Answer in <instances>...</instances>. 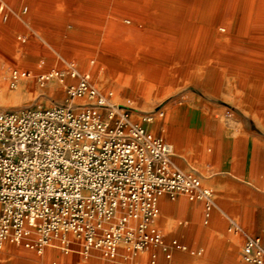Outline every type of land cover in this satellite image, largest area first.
<instances>
[{"label":"built area","instance_id":"2783aa9c","mask_svg":"<svg viewBox=\"0 0 264 264\" xmlns=\"http://www.w3.org/2000/svg\"><path fill=\"white\" fill-rule=\"evenodd\" d=\"M69 73L79 78L69 97L89 100L81 108L0 111V248L78 249L85 257L98 250L116 259L122 250L132 257L159 247L170 257L155 223L160 197L184 194L210 209L212 192L173 163L171 145L149 128L155 114L139 122L90 71L71 63ZM55 75L63 80L65 72ZM243 258L264 264L262 237L247 239ZM144 264H157V254Z\"/></svg>","mask_w":264,"mask_h":264},{"label":"rangeland","instance_id":"374dc122","mask_svg":"<svg viewBox=\"0 0 264 264\" xmlns=\"http://www.w3.org/2000/svg\"><path fill=\"white\" fill-rule=\"evenodd\" d=\"M3 5L4 9H0V23L6 26L12 25L14 28L20 29L12 35L13 39L20 46L12 48L9 53L7 52L6 63L2 65L7 66V64H10L12 66L15 64L12 68L9 67L7 69V73L11 76L12 74L14 75V70H17L19 74L22 71L29 74L31 71L35 78L29 82L28 87L24 88L23 96L19 101H0V111L23 110L31 107H49L55 105H72L76 108H81L89 101L88 98L71 99L67 92V86L79 80V78L71 77L69 73L70 64L74 63L80 72L90 71L93 74L94 81L103 92L108 93L112 91L113 102L131 107L133 111L132 116L135 120L145 123L143 122L144 116L157 114L155 112H163L162 116L157 115L152 123L149 124L150 129L156 134L158 133L159 122L167 115L170 105L181 102L183 104H199L206 111H209L211 107L212 115L217 116V118H221L228 113L230 114L228 115L230 116L229 118L233 121H237L240 116L244 120L247 117L246 120L249 118L253 123L249 122L250 126L254 127L258 134L264 135V125L256 121V112L247 109L250 107L246 101H240L241 99H247L248 91L239 87L238 80H230V83L235 84L234 89L227 90L224 88L218 93L214 91L217 82L215 77H211L207 81H204L203 78L197 81L193 75V72H196V67H190L186 63L180 65V71L177 72L178 78L171 77V66H173L171 65V34L162 27H149L142 23H137L134 26L135 30L140 34H149L151 40L148 43L140 45L135 59L106 57L104 50L107 47H105L104 39L107 29L104 24L117 17L115 13L111 12L109 0H86L87 8L83 11L58 10L57 12L49 13L34 12L24 7L15 10L10 9L11 7L7 4ZM79 17L83 20L85 28L80 27L79 22H77L76 19ZM126 19L130 20V16H125L122 18V21L127 25H131L132 23ZM98 23L101 27L93 29L92 26H97ZM7 40L6 34L0 32V46L6 51L13 46V42ZM76 43L81 45L83 52L86 53L85 60L79 58L77 55L75 56L71 45H76ZM21 47L27 49L26 52L34 58L28 59L22 54ZM67 49L70 50L68 54L66 52ZM138 64L142 67L151 65L155 68V73L166 78L165 84H159V87L155 86L152 89L154 93L160 92L159 97L150 99L148 108L144 110L139 108L132 97L127 96L126 91L128 90V86L117 89L114 85V78L117 76L126 75L131 78L135 75H139L140 77L147 75L148 71L145 68V70H134V67ZM56 70L65 72L63 80L56 75L57 83L52 78L44 81L39 80L42 74L55 73ZM226 81H229L228 78ZM9 88L12 91L17 90L14 83H11ZM158 88H163L165 92L162 93ZM137 101L139 100L137 99ZM205 104L211 106L208 108L204 106ZM262 105L261 102H257L256 104L255 108L259 109L258 114H263L264 112ZM259 121L262 124L264 122L262 119ZM162 198H160V206ZM161 216L162 214L155 221L159 228L162 225ZM169 228L167 227L165 230L168 231ZM46 248L53 249L54 247ZM32 250L24 246L7 243L0 249V264H44L41 255ZM145 253L147 252L139 254L144 255ZM20 258H25L26 262L20 263L18 261Z\"/></svg>","mask_w":264,"mask_h":264},{"label":"crops","instance_id":"0c3cea01","mask_svg":"<svg viewBox=\"0 0 264 264\" xmlns=\"http://www.w3.org/2000/svg\"><path fill=\"white\" fill-rule=\"evenodd\" d=\"M193 104H171L157 134L171 145L173 163L197 175L213 201L208 209L204 200L184 194L162 196L159 229L171 248L170 257L159 247L132 257L122 250L116 259L103 257L98 250L88 257L78 249L32 250L44 264H143L153 253L157 264H254L244 260L243 247L248 237L264 241V135L250 126L247 117L233 121L228 113L217 118L211 107L206 111Z\"/></svg>","mask_w":264,"mask_h":264},{"label":"bare ground","instance_id":"6f19581e","mask_svg":"<svg viewBox=\"0 0 264 264\" xmlns=\"http://www.w3.org/2000/svg\"><path fill=\"white\" fill-rule=\"evenodd\" d=\"M3 4H7L10 9L24 7L42 13L58 10L83 11L87 8L86 0H0V9H4ZM109 5L111 12L117 17L104 24L107 29L104 44L109 48L104 50L106 57L135 59L140 45L151 40L149 34H140L134 26L142 23L149 27H162L171 34V77L178 78L180 65L186 63L190 67H196L193 75L197 81L215 77L217 82L214 91L218 93L224 88L234 89L235 84L230 83V80H238L239 87L251 94L250 99L240 101H246L250 107L248 109L256 112V121L264 125V122L262 124L259 121H264V112L258 114L259 109L255 108L257 102H261L264 107V0H109ZM125 16H130L131 19L126 20L131 25L122 21ZM76 20L80 27L85 28L80 17ZM95 27L99 28L101 25L98 23L97 26H92L93 29ZM19 30L12 25L0 23V32L6 34L7 41L13 42L8 51L0 46V101H19L24 88L35 78L31 71L29 74L23 71L19 74L14 70V75L11 76L7 69L15 64L2 65L6 63L7 52L20 46L12 36ZM71 47L75 56L86 59L81 45L76 43ZM21 48L22 54L28 59L34 58L26 52L27 49ZM69 49L66 50L67 54ZM134 68L138 71L145 68L148 73L142 77H113L114 85L117 89L128 86V90H125L127 96L132 97L139 108L144 110L148 108L150 99L159 97L160 92L154 93L152 89L159 87L166 78L155 73L156 70L151 65L142 67L138 64ZM46 76L57 83L54 72H49ZM227 78L229 81H226ZM11 83L16 85L17 90H10ZM158 89L165 92L163 88ZM156 116L157 114L154 119Z\"/></svg>","mask_w":264,"mask_h":264}]
</instances>
